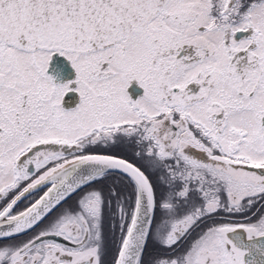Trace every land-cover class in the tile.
Listing matches in <instances>:
<instances>
[{"label":"snow or ice","instance_id":"snow-or-ice-1","mask_svg":"<svg viewBox=\"0 0 264 264\" xmlns=\"http://www.w3.org/2000/svg\"><path fill=\"white\" fill-rule=\"evenodd\" d=\"M0 264H264V0H0Z\"/></svg>","mask_w":264,"mask_h":264},{"label":"water","instance_id":"water-1","mask_svg":"<svg viewBox=\"0 0 264 264\" xmlns=\"http://www.w3.org/2000/svg\"><path fill=\"white\" fill-rule=\"evenodd\" d=\"M59 59H60V61H62V58H59ZM64 66H65V71L63 73L62 78L63 79H71L74 76V73L72 72V70L70 69V67H68V65L66 63H65ZM129 90H130V92H132L134 94V96H137L138 93H139L138 91H140V88L137 87V85L134 83V84L131 85V87H130ZM74 93L75 92L69 93L67 97L72 96Z\"/></svg>","mask_w":264,"mask_h":264},{"label":"flooded vegetation","instance_id":"flooded-vegetation-1","mask_svg":"<svg viewBox=\"0 0 264 264\" xmlns=\"http://www.w3.org/2000/svg\"><path fill=\"white\" fill-rule=\"evenodd\" d=\"M240 34H238V36H239ZM136 84V82L134 81L132 84ZM137 85V84H136ZM137 87H139L138 85H137ZM140 88V87H139ZM130 91V90H129ZM143 90L140 88V91H138L139 93H141ZM131 94H132V97L133 98H136L138 95H139V93H138V95L137 96H134V94L132 93V92H130ZM77 98H79L78 97V94L77 93H74L72 96H70V97H66V106H72V105H74L75 104V101L77 100ZM24 203H26V202H22L21 204H20V207L21 208H23V206H24Z\"/></svg>","mask_w":264,"mask_h":264},{"label":"rangeland","instance_id":"rangeland-1","mask_svg":"<svg viewBox=\"0 0 264 264\" xmlns=\"http://www.w3.org/2000/svg\"><path fill=\"white\" fill-rule=\"evenodd\" d=\"M133 82H134V81H133ZM139 94H142V92H141V93H139ZM132 98H133V97H132ZM133 99H135V98H133ZM78 101H79V98H77V100L75 101V104H76V103H78ZM75 104H74V105H72V106H69V107L65 105V107H68V108H70V107H74V106H75Z\"/></svg>","mask_w":264,"mask_h":264}]
</instances>
